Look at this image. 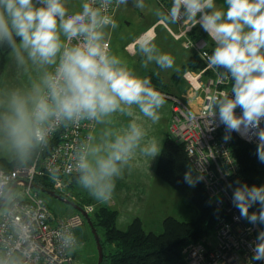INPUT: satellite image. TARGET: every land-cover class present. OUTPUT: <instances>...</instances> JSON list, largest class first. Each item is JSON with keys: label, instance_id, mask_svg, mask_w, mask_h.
Instances as JSON below:
<instances>
[{"label": "clouds", "instance_id": "9594fccd", "mask_svg": "<svg viewBox=\"0 0 264 264\" xmlns=\"http://www.w3.org/2000/svg\"><path fill=\"white\" fill-rule=\"evenodd\" d=\"M127 3L115 0L117 7ZM225 3L226 8L215 0H172L170 8H155L154 15L161 24L199 23L215 42L208 64L224 69L233 83L230 92L213 97V121L224 126L225 142L232 132L254 136L257 157L264 162V0ZM112 4L83 0L80 11L69 13L66 0H0V46L18 65L37 69L26 88L0 91V141L28 157L59 126L82 121L102 126L80 144L71 165L79 186L100 204L111 201L116 179L133 161L142 157L147 163L159 155L160 143L149 127L159 122L165 104L150 78L110 52L106 29L117 27L106 14ZM133 4L145 7L144 0ZM137 53L145 69L152 63L161 70L174 67V58L153 40L140 42ZM201 179L190 172L184 176L190 186ZM231 201L240 219L264 225V185L237 182ZM250 250L252 260L264 261V230Z\"/></svg>", "mask_w": 264, "mask_h": 264}, {"label": "built area", "instance_id": "2783aa9c", "mask_svg": "<svg viewBox=\"0 0 264 264\" xmlns=\"http://www.w3.org/2000/svg\"><path fill=\"white\" fill-rule=\"evenodd\" d=\"M116 11L113 0L106 14L114 17ZM185 22L181 20L178 23L183 26L178 33L167 27L177 39L184 38L185 48H194L199 53L205 66L199 70L187 69L183 73L191 95L163 94L172 101L169 133L184 144L194 169L203 177L204 187L219 212L215 220V239L205 236L186 245L183 249L185 264H264V261L252 260L250 250L258 231L264 228L239 218L240 213L231 201L233 186L229 180L238 168L232 153L233 136L237 134L256 144L257 140L254 136L249 139L236 132L231 133L227 142L223 139L225 128L217 126L218 120L213 121L211 102L222 92H230L231 78H225L224 69L217 70L208 64L207 56L212 51L207 41H194L187 36L199 23ZM147 33L127 49L133 51L136 43L149 40ZM106 39L110 44V35H106ZM199 94H202L201 98ZM190 97L200 98L199 105L192 104ZM235 111L241 115L240 108ZM95 127L96 124L87 121L59 126L49 142L40 146L30 165H18L12 170L0 169V202L8 189L17 183L0 209V264H75L73 249L78 243L75 230L84 224L85 215L77 211L68 218H57L49 210L46 200L36 192L34 183L36 175L47 174L52 177L50 180L53 179L56 190L63 192L64 179L76 174L71 167L75 152L92 135ZM260 127L264 128V121ZM82 207L89 215L95 209L92 204Z\"/></svg>", "mask_w": 264, "mask_h": 264}, {"label": "rangeland", "instance_id": "374dc122", "mask_svg": "<svg viewBox=\"0 0 264 264\" xmlns=\"http://www.w3.org/2000/svg\"><path fill=\"white\" fill-rule=\"evenodd\" d=\"M144 4L145 7L143 9H140L134 6L133 0H128V3L126 5L118 6L117 11L113 17V19L117 23V27L115 29H112L111 27L106 29V35L108 34L111 35L110 52L118 56L125 64H127V66L130 69H134L136 68V66L139 65L138 68H140L139 70L141 72L147 71L149 69L155 70V68H157L158 66L152 63L149 64L147 69L143 68L140 65V62L142 61L143 57L139 54L130 56L128 52L125 50V48L129 46L131 43H134L131 42L127 44L128 42L133 40L143 30L147 29L150 25H152L158 20V18L154 15L155 8H161L162 10H164L163 6L157 0H144ZM185 23L191 24L193 23V21H186ZM169 25L173 26L174 24H169ZM179 26L180 29L178 31L175 29V32L177 33L180 32L183 28L182 25ZM159 30L165 31V28H163V26H160ZM192 30L187 33V36L189 38L193 39L194 41L204 39L205 41L208 42L207 46L209 47V49L212 48L211 50H213L214 43L213 40L209 37V35L207 36V38H193L191 36ZM169 38L170 37L165 38L164 35L163 36L161 35L155 41V44L157 45L158 48L159 46H162L164 44V41L167 42V40H170L171 43L173 44H177L173 39L171 38L169 39ZM152 39H153L152 36H149V40ZM179 40H182V44H183L184 38H181ZM192 49L194 50V48ZM159 50L163 52V49L159 48ZM192 51L191 49H189L182 51V53L179 52L175 60L176 65L179 66V62L182 61L183 59H187L188 55L190 56L193 53ZM6 60L7 61L4 68L5 73L3 71L4 74L2 73L0 76V91H7L11 89H24L29 85L30 81L36 77L37 69L31 64H29L26 67L20 66L15 62L14 59L8 61V56ZM171 71H173V69H168L164 71L165 76L166 77L169 76ZM165 84H166L165 90H171V92L177 91L175 88L172 87V85L169 82ZM178 86H179L178 91H183L185 90L186 87H188V84L186 80L183 78L179 82ZM160 93L162 95L169 94V93H165V91L164 92L160 91ZM181 93H178V95H180ZM183 95L189 96L190 93L186 92ZM199 96L201 98L202 94H199ZM164 100H165V104L160 109L161 118L159 122L149 127V135L157 138V140L160 143L161 150L163 148L165 140L167 139L168 134H170L169 126L171 124V119L173 114L170 106V100L168 99L167 100L164 99ZM94 130L92 131V135ZM8 153L12 154V155H8L10 159L16 158L15 160L16 162L15 161L12 162L9 169L5 168L4 166L1 167L0 169L2 170H12L18 165L28 166L36 158V156H33L32 158V156L30 157L29 155L27 160L19 161L20 156H18L12 149H10ZM0 156H2V158H8L1 154ZM158 157L159 155L156 156L154 159L149 160L147 163L144 161V158L142 157L138 158V161H133L132 166L126 168L123 171L121 177L116 179V187L112 199L116 200L118 204H120L121 208L119 207V205L115 206L113 204L114 202H112V199L106 204H100L97 201H95L93 198H91L88 192L83 190L77 183V179H76L77 174H74L64 179L65 190L63 192L56 190L55 185L53 184V179L52 180L49 179L53 186V188L51 187L50 189L54 190L57 194H59L61 198L71 199L78 204L79 203L81 205L83 204V206H86L87 204H92L94 205L95 209L103 205L116 208L119 211L117 217V226L119 228H123V229L126 228L129 222L132 220V218L138 215L139 217L142 218L144 222V228L146 230H152L156 233H159L163 230L164 228L163 221L168 216H174L182 220H189L194 214L193 211L195 210H193L194 207L189 208L188 207L189 204L187 203L186 198L175 188L167 184L163 179L160 178L161 181H163L168 186L159 185L157 182H155L154 178L156 176H154L152 167L155 162H156L155 164H157ZM39 176H43V177L49 176V178L52 177L47 174L36 175L34 188L36 192L37 193L39 192V194L46 200L49 210L57 218L60 217L68 218L71 215H73L75 212L77 211L79 212V210L74 208L72 205L66 203L63 199L57 198L55 196L50 195L47 192L42 191L41 190L42 188H40L39 186L36 187L35 186L37 185L36 178ZM8 197L6 198L5 202L7 201ZM120 202H123L124 206H122ZM3 206L4 204L2 205V207ZM95 209L93 213H95ZM75 232L78 238V243L75 249H73V257L75 264H98V260H99L98 245L89 222L86 220L82 226L76 228ZM100 232L103 235V229H101ZM207 236L209 238L215 239L216 236L215 227L210 229V233H208ZM197 253H199V251Z\"/></svg>", "mask_w": 264, "mask_h": 264}, {"label": "trees", "instance_id": "16d2710c", "mask_svg": "<svg viewBox=\"0 0 264 264\" xmlns=\"http://www.w3.org/2000/svg\"><path fill=\"white\" fill-rule=\"evenodd\" d=\"M163 1L172 3V0ZM200 28L199 25L193 28L191 32L193 38H207L208 34ZM8 54L9 50L0 46V76L4 71ZM186 66L199 70L205 66V61L198 52L193 50ZM39 148L37 147L30 157L36 156ZM256 149V143L246 141L237 134L233 136L232 153L238 163L237 170L229 177L233 189L237 187V182L247 183L249 186L264 185V162L258 159ZM15 160L16 158L8 159L0 156V168L4 166L9 169ZM156 172L158 177L186 198L188 207H194V214L189 220L168 216L163 221V230L156 233L146 230L139 216L132 218L126 228H119L116 208L107 205L96 208L95 213L91 214V219L104 251L102 264H185L184 247L203 239L210 233V229L215 227L219 212L204 187V180H199L195 186L185 182L186 173L190 172L194 178L201 174L194 169L184 144L170 134L159 154ZM49 179V176H39L36 178V184L42 189L53 188ZM258 208L257 204L249 211L251 213ZM260 226L264 228V225ZM101 229H103V235L100 232Z\"/></svg>", "mask_w": 264, "mask_h": 264}, {"label": "crops", "instance_id": "0c3cea01", "mask_svg": "<svg viewBox=\"0 0 264 264\" xmlns=\"http://www.w3.org/2000/svg\"><path fill=\"white\" fill-rule=\"evenodd\" d=\"M164 8V10L166 11L168 8H170L171 4H168L166 2H164L163 0L160 2V0H157ZM83 2V0H66V7L68 8L69 10V13L71 12H78L80 11V6H81V3ZM215 3L217 4V6H223L224 8L227 7L226 3H225V0H215ZM159 21L157 20L155 23H153L152 25H150L147 29L143 30L138 36H136L133 40H131L130 42H128L127 44L131 43V42H136L138 40V38L143 34V33H146V31L148 32L149 31H152V40L155 42L161 35L165 38H168L170 37L171 39H173L177 44H173L171 43L170 40H167L164 41V44L162 46H159L160 49H163V52L164 53H167V54H170L174 60H176V56H178V53H182V51L184 50H189V49H186L183 44H182V40H179V39H176L172 34L171 32L168 30V27L164 24H161V23H158ZM169 25V24H168ZM180 24H174L173 26L169 25V27H171L174 31L175 29L178 31L180 29ZM160 26H163V28H165V31H160L159 30V27ZM201 29V28H200ZM109 35V34H108ZM110 38H111V35H110ZM169 38V39H170ZM200 38H204V37H200ZM126 44V45H127ZM125 45V46H126ZM137 46L138 44H136V47L134 48L133 51H130L127 49V47L125 48V50L128 52V54L130 56H134L136 54H138L136 52V49H137ZM110 47H111V43H110ZM192 51V50H191ZM193 52V51H192ZM192 55V54H191ZM191 55L189 56L188 55V58L187 59H183L182 61L179 62V66L176 65V62H175V67L172 68L173 71H171L170 75L169 76H165L164 74V71L166 70H161L159 69L158 67L154 69H149L147 71H143L141 72L138 68V66H136V68H134L133 70L136 72V74H138L139 76L141 77H148L150 78V80L152 81V84L153 86L160 92H164L165 93H169V94H174V95H178V93H181L180 95H183L185 94L186 92H189L190 95L192 94L190 91H187V87L185 88V90L183 91H178L179 89V82L184 78L183 77V73H184V69H191L189 67H187L186 65L188 64V61L190 60L191 58ZM10 55L8 54V61H10L12 58L9 57ZM141 57V56H140ZM7 61V60H6ZM140 65H141V62H140ZM138 68V69H137ZM186 69V70H187ZM168 70V69H167ZM4 73H5V69H4ZM3 73V74H4ZM19 82V81H18ZM169 82L173 88H175L177 91H172L171 90H165L166 89V84ZM165 86V88H164ZM9 87V86H8ZM177 93V94H176ZM164 97V99H168L170 100L168 97L162 95ZM190 102L192 104H194L195 106H198L199 103H200V98H194V97H190ZM170 106H171V110H172V101L170 100ZM172 117H173V114H172ZM172 120V119H171ZM102 126L100 125H97L94 132H93V135L98 133V131L100 130ZM11 148L4 142L0 141V154L3 155V156H6L8 157L9 159V156L8 155H12V154H9L8 151L10 150ZM28 157H19V161H25L27 160ZM156 163V162H155ZM153 164V167H152V170L154 172V176H156L154 178L155 182H157L159 185H163V186H168L166 185L163 181H161L160 177H158L157 175V172H156V165L157 164ZM112 202H114L113 204L115 206L119 205L120 207V204H118V202L114 199H112ZM122 204V206H124V203L123 202H120ZM121 208V207H120ZM118 211V210H117ZM118 214H119V211H118ZM138 216V215H136ZM134 216V217H136ZM133 217V218H134Z\"/></svg>", "mask_w": 264, "mask_h": 264}, {"label": "water", "instance_id": "95a60500", "mask_svg": "<svg viewBox=\"0 0 264 264\" xmlns=\"http://www.w3.org/2000/svg\"><path fill=\"white\" fill-rule=\"evenodd\" d=\"M16 184L17 183L15 182L11 186V188L9 189V191L6 193L5 197L3 198L2 202L0 203V208L2 207V205L4 204L6 198L12 192V190L14 189V187L16 186ZM35 186L38 187V185H35ZM41 190L44 191V192L49 193L52 196H55L57 198H61V196L59 194H57L52 189H41ZM61 199H63L66 203L72 205L74 208H76L77 210L81 211L85 215L86 220L89 222V224H90V226L92 228V231H93V233L95 235V239H96V242H97V245H98V250H99V260H98V264H102V261H103V258H104V251H103V247H102V244H101V240H100L99 234H98L96 228L93 225L91 216L88 213H86V211L83 209V207L80 204L74 202L73 200L68 199V198H61Z\"/></svg>", "mask_w": 264, "mask_h": 264}, {"label": "bare ground", "instance_id": "6f19581e", "mask_svg": "<svg viewBox=\"0 0 264 264\" xmlns=\"http://www.w3.org/2000/svg\"><path fill=\"white\" fill-rule=\"evenodd\" d=\"M158 23H160V22H158ZM164 25L169 26L168 24H164ZM147 35L152 36V31H149V30H148Z\"/></svg>", "mask_w": 264, "mask_h": 264}, {"label": "flooded vegetation", "instance_id": "af4514ba", "mask_svg": "<svg viewBox=\"0 0 264 264\" xmlns=\"http://www.w3.org/2000/svg\"><path fill=\"white\" fill-rule=\"evenodd\" d=\"M80 204V203H79ZM81 205V204H80ZM82 206V205H81Z\"/></svg>", "mask_w": 264, "mask_h": 264}]
</instances>
